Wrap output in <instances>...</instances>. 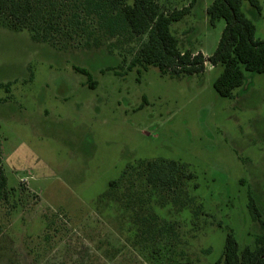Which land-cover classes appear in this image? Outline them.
I'll use <instances>...</instances> for the list:
<instances>
[{
    "label": "rangeland",
    "instance_id": "rangeland-1",
    "mask_svg": "<svg viewBox=\"0 0 264 264\" xmlns=\"http://www.w3.org/2000/svg\"><path fill=\"white\" fill-rule=\"evenodd\" d=\"M192 1L160 4L191 5L171 30L207 57L225 22L209 23L213 0ZM258 2L243 11L263 40ZM55 37L0 27V83H12L0 90V159L14 190L0 195V264H212L229 231L240 250L254 247L247 193L264 220V73L245 72L224 98L220 67L170 77L129 69L137 38ZM153 160L180 165L174 187L147 184Z\"/></svg>",
    "mask_w": 264,
    "mask_h": 264
},
{
    "label": "trees",
    "instance_id": "trees-1",
    "mask_svg": "<svg viewBox=\"0 0 264 264\" xmlns=\"http://www.w3.org/2000/svg\"><path fill=\"white\" fill-rule=\"evenodd\" d=\"M244 3L260 12L258 0H213L208 6L209 23L213 25L222 19L225 26L214 51L207 57L201 52L182 50L171 30L173 23L189 13L191 5L168 11L160 0H0V27L26 31L38 42H54L57 34L66 41L75 37L79 41L84 33L99 31L108 37H134L139 44L129 69L135 65L153 66L162 75L181 77L201 75L207 63L221 68L213 82L215 92L220 97L232 98L234 90L244 84L245 72L264 73V39L255 38V25L244 13ZM74 71L92 81L87 70ZM11 85L0 83V90L10 93ZM89 86L94 88L93 84ZM1 165L0 159V195L8 198L14 190L8 189ZM144 171L147 184L153 188L171 189L183 175L175 161H147ZM110 184L115 185V181ZM247 197L251 219L261 229L255 236L254 247L240 250L232 232H226L223 253L212 264H264V220L249 191ZM169 262L191 264L175 263L172 259Z\"/></svg>",
    "mask_w": 264,
    "mask_h": 264
},
{
    "label": "crops",
    "instance_id": "crops-1",
    "mask_svg": "<svg viewBox=\"0 0 264 264\" xmlns=\"http://www.w3.org/2000/svg\"><path fill=\"white\" fill-rule=\"evenodd\" d=\"M192 2L194 3V0H193ZM177 10H179V9H177ZM188 14H189V13H188ZM188 14H187V15H188ZM185 17H186V16H185ZM185 17H184V18H185ZM184 18H183V19H184ZM183 19H182V20H183ZM182 20H181V21H182ZM179 22H180V21H179ZM176 23H178V22H176ZM173 24H174V23H173Z\"/></svg>",
    "mask_w": 264,
    "mask_h": 264
}]
</instances>
